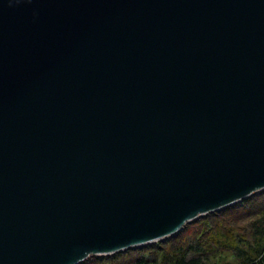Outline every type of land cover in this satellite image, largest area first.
Returning <instances> with one entry per match:
<instances>
[{"label": "water", "instance_id": "obj_1", "mask_svg": "<svg viewBox=\"0 0 264 264\" xmlns=\"http://www.w3.org/2000/svg\"><path fill=\"white\" fill-rule=\"evenodd\" d=\"M264 190V0H0V264L164 241Z\"/></svg>", "mask_w": 264, "mask_h": 264}, {"label": "trees", "instance_id": "obj_2", "mask_svg": "<svg viewBox=\"0 0 264 264\" xmlns=\"http://www.w3.org/2000/svg\"><path fill=\"white\" fill-rule=\"evenodd\" d=\"M78 264H264V190L188 223L164 241Z\"/></svg>", "mask_w": 264, "mask_h": 264}]
</instances>
